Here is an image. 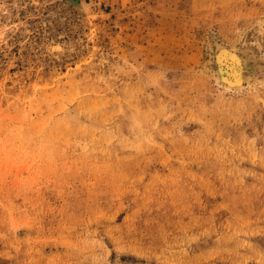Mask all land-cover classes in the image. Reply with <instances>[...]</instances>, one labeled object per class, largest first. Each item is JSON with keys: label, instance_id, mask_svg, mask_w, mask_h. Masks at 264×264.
Masks as SVG:
<instances>
[{"label": "rangeland", "instance_id": "obj_1", "mask_svg": "<svg viewBox=\"0 0 264 264\" xmlns=\"http://www.w3.org/2000/svg\"><path fill=\"white\" fill-rule=\"evenodd\" d=\"M76 1L0 0V264H264V0Z\"/></svg>", "mask_w": 264, "mask_h": 264}, {"label": "bare ground", "instance_id": "obj_2", "mask_svg": "<svg viewBox=\"0 0 264 264\" xmlns=\"http://www.w3.org/2000/svg\"><path fill=\"white\" fill-rule=\"evenodd\" d=\"M69 1H71L70 3H76V5H77V1L76 0H69ZM218 47V46H217ZM216 49H218V48H216ZM220 50H223V49H218L217 50V53H219L220 52ZM225 50V49H224ZM232 50V49H231ZM230 50V53L231 54H233L232 55V58L234 57V59L235 58H240L239 56H237L235 53L236 52H234V51H231ZM226 51V50H225ZM224 51V52H225ZM221 52H223V51H221ZM242 52V51H241ZM225 53H228V52H225ZM225 53H223L224 55H225ZM234 54L237 56V57H235L234 56ZM215 55H216V50H215ZM219 55L221 56V53H219ZM227 55V54H226ZM218 56V55H217ZM216 57V56H215ZM218 58L219 57H217L216 59H217V62H218ZM224 58V57H223ZM228 58V57H227ZM231 58V55H230V57H229V59ZM237 58V60H235V61H237L236 62V64L237 65H239V64H241V63H239V61L241 62V58H240V60ZM221 59V58H220ZM225 59H226V57H225ZM228 60V59H227ZM230 60H232V59H230ZM224 61V60H223ZM246 61V60H245ZM227 62V61H226ZM226 62H223V63H226ZM247 62V61H246ZM219 63V62H218ZM233 63V61H231V64ZM235 63V62H234ZM234 63H233V65H234ZM243 63V62H242ZM229 64V63H228ZM219 65V64H218ZM223 66V65H222ZM224 67H226V65L224 66ZM223 67V68H224ZM242 68H241V70L240 71H238V72H235V71H237V70H235V71H233L232 73H237L238 75H234V77H233V79H228L226 76L224 77L222 74L221 75H218L217 74V81H218V83L222 86L223 85V87L226 89V90H228V91H237V90H240L241 91V89L243 88V83L245 82V81H247V80H249L248 79V77L246 76V74H247V72H246V70L248 69L246 66L244 67V64L241 66ZM219 68V67H218ZM233 69H235V67L233 66ZM226 70V69H225ZM220 71V70H219ZM220 73V72H219ZM227 73V72H226ZM229 73V72H228ZM229 75V74H228ZM251 77V76H250ZM253 77V76H252ZM231 78V77H230Z\"/></svg>", "mask_w": 264, "mask_h": 264}]
</instances>
